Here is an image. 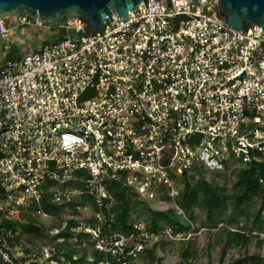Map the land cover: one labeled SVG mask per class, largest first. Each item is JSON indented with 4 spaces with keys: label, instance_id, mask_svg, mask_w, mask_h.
I'll use <instances>...</instances> for the list:
<instances>
[{
    "label": "built area",
    "instance_id": "obj_1",
    "mask_svg": "<svg viewBox=\"0 0 264 264\" xmlns=\"http://www.w3.org/2000/svg\"><path fill=\"white\" fill-rule=\"evenodd\" d=\"M14 25L54 35L37 52L5 60L12 28L0 19L5 219L16 222L44 200L66 206L81 196L107 208L114 183L151 199L199 170L258 172L264 164V26L228 27L217 0H142L128 19L96 34L67 18L20 15ZM132 226L138 234H117L115 242L135 257L132 248L142 252L157 233ZM127 238L132 248L122 244ZM13 239L12 230L0 231V264H27Z\"/></svg>",
    "mask_w": 264,
    "mask_h": 264
},
{
    "label": "rangeland",
    "instance_id": "obj_2",
    "mask_svg": "<svg viewBox=\"0 0 264 264\" xmlns=\"http://www.w3.org/2000/svg\"><path fill=\"white\" fill-rule=\"evenodd\" d=\"M4 22L8 27L12 28L9 35L8 46L4 49L5 60L19 61L23 55L37 52L45 43L49 42L53 35V30L35 29V28H14L15 17H8L4 19ZM65 36V33L62 32ZM199 175L196 174V178L189 182L193 184L200 179H208L211 183L224 187L229 194L232 189V185L238 175L237 171L225 172V173H207L204 170H199ZM192 174V175H194ZM191 175V176H192ZM189 176V177H191ZM189 177L179 178L174 181L173 189L169 192L162 191L155 193L150 199L147 197V191L140 194L135 189H131L128 192L131 195V222L136 225L141 231L150 232L149 218L147 217L144 207H148L151 211H167L173 209L175 212L179 211L178 207L172 202L174 201L176 194L183 188L185 180ZM170 193V194H169ZM163 197H170L171 203L164 200ZM81 199H76L79 202ZM138 204H135V203ZM3 209L9 210L8 206L1 205ZM232 205L228 204V208L221 216H217L214 220V224L207 222L206 216L203 212L196 210L193 221L189 222L184 215L185 226H188L186 234H182L179 230H172V234L167 235L162 231L152 237H148V240L143 247L142 253H137L133 245L135 242L133 238H127L121 240L122 244H126L129 248H132L130 254L135 255L132 260H129L127 264H228L235 259H239L243 256L259 255L264 257V227L256 229L252 224L253 216L257 213L258 207L254 202L250 203L249 212L247 215H240L238 211L233 212ZM6 212V214H7ZM15 215V212H13ZM12 215V216H13ZM24 216L31 217L36 221V225H39L40 230L48 231L50 239H38L33 240V243H27L25 237L19 236L22 246L37 256L41 255L42 264H55L54 260L47 262L49 259L59 261L62 252L67 250L75 251V258H79V255L86 249L87 243H92L96 239L95 233L97 229L101 227L102 220H99L96 213L88 204L80 205L79 209L74 212L70 207H61L56 215L37 214L32 210L23 209L18 212V221ZM22 217V218H21ZM100 218L102 216L100 215ZM68 220H74L80 223V228L74 230V233L81 231L83 227L90 228V238L82 239L81 241L71 238L65 243L61 239L52 240L61 229L65 227V223ZM95 221V223H93ZM95 224V227H92ZM215 225V226H214ZM94 231V232H92ZM228 231H253L248 245L244 247H229L224 248L226 242V233ZM19 232L17 231V234ZM117 234L111 231L103 242L95 243V247L102 248L104 250L113 249L120 253V243H116ZM126 235H124L125 237ZM126 241V242H124ZM60 244H63L62 246ZM116 249V250H115ZM146 251L153 253L151 258ZM186 253L183 257L182 254ZM66 264V263H65ZM82 264H91V254H86V260Z\"/></svg>",
    "mask_w": 264,
    "mask_h": 264
},
{
    "label": "trees",
    "instance_id": "obj_3",
    "mask_svg": "<svg viewBox=\"0 0 264 264\" xmlns=\"http://www.w3.org/2000/svg\"><path fill=\"white\" fill-rule=\"evenodd\" d=\"M258 172L256 168H247L238 172V175L232 185L231 192L228 194L224 187H219L211 183L208 179H200L191 184L189 181L196 178V174L192 175L185 180L183 188L174 201L172 202L178 207L179 211L175 212L173 209L167 211H151L148 207H144L145 213L149 218V227L151 232L157 233L163 231L166 228L179 230L182 234H186L188 226H185L184 220L189 222L193 221L196 210L203 212L206 216L207 222L214 224L215 218L221 216L228 208V204L232 205L233 212L238 211L240 215H247L250 208V203H256L258 207L257 213L253 216L252 224L256 229L264 227V164L258 165ZM200 173H197L199 175ZM201 175V174H200ZM109 192L112 195L113 202L109 207L103 206L101 209L95 205L92 199L87 196H81L79 202L76 200L66 204V206H57L44 200L39 207L33 206L29 210L36 212L42 211L46 215H56L61 207H70L74 212L80 205L88 204L95 213H100L103 217V223L99 233L92 243H87L86 249L79 255V258L74 259L75 251L67 250L62 252L59 257L60 262L63 264H82L86 260V254H91V264H127L132 257L126 255L125 252L118 253L112 250H99L95 247V243L103 242V240L110 235L111 231L118 233V235H128L131 233L138 234L133 228L131 222V195L125 192L118 183H114L109 188ZM164 200L171 203L172 199L163 197ZM107 204V201L104 200ZM135 204H138L137 202ZM184 215V217H182ZM22 218V217H21ZM95 223V221H93ZM215 226V225H214ZM79 227V224L74 220H68L65 223V227L58 232V234L52 238L56 241L61 239L62 242H66L71 238H75L78 241L82 239L90 238L89 234L80 231L74 233V230ZM92 227H95L93 224ZM12 230L14 233V246L21 248L24 257H21V261L27 264H42L41 255L37 256L32 251L24 248L20 243L19 236L25 237L27 243L32 244L33 240L38 239H50L48 235L49 230H40L39 225H36V221L31 217L24 216L21 222H13L4 218V215L0 213V231ZM17 231L19 232L17 234ZM253 231H228L226 233V242L224 248L229 247H246L251 238ZM115 239V241H117ZM61 246L63 244H60ZM116 250V249H115ZM144 249L142 250V252ZM140 252V253H142ZM145 252V251H144ZM147 254L153 258L151 251H146ZM186 253H183L184 257ZM55 264H60L59 261L49 259ZM19 263V261L17 262ZM228 264H264V257L259 255L243 256L239 259H235Z\"/></svg>",
    "mask_w": 264,
    "mask_h": 264
},
{
    "label": "water",
    "instance_id": "obj_4",
    "mask_svg": "<svg viewBox=\"0 0 264 264\" xmlns=\"http://www.w3.org/2000/svg\"><path fill=\"white\" fill-rule=\"evenodd\" d=\"M142 0H0V19L25 15L42 22L79 20L88 33H101L113 19H128ZM171 0H160L169 2ZM196 2L197 0H187ZM210 1V0H206ZM225 24L235 30L245 25L264 26V0H217Z\"/></svg>",
    "mask_w": 264,
    "mask_h": 264
}]
</instances>
